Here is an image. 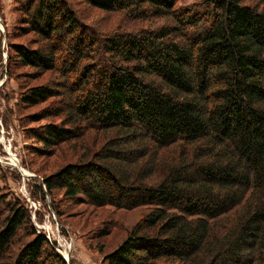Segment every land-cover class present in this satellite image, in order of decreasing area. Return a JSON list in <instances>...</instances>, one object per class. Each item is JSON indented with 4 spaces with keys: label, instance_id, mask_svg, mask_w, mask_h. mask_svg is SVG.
Returning a JSON list of instances; mask_svg holds the SVG:
<instances>
[{
    "label": "trees",
    "instance_id": "16d2710c",
    "mask_svg": "<svg viewBox=\"0 0 264 264\" xmlns=\"http://www.w3.org/2000/svg\"><path fill=\"white\" fill-rule=\"evenodd\" d=\"M119 21L92 24L72 0H16L6 64L46 83L24 129L62 149L34 186L100 210L120 228L102 264H264V0H79ZM34 34L25 44L18 38ZM8 70V72H9ZM0 189V264H68L28 208Z\"/></svg>",
    "mask_w": 264,
    "mask_h": 264
},
{
    "label": "rangeland",
    "instance_id": "374dc122",
    "mask_svg": "<svg viewBox=\"0 0 264 264\" xmlns=\"http://www.w3.org/2000/svg\"><path fill=\"white\" fill-rule=\"evenodd\" d=\"M72 1L87 23L107 21L109 26H106L110 27L119 21L116 14L107 16L79 0ZM14 6L0 3V189L7 194L8 200L19 199L28 208L36 231L48 238L51 246L68 264H102L104 255L116 248L123 234L120 228L124 222L122 217L126 218V224L131 223L136 212L114 216L109 223V234L99 237L97 228L101 224L100 210L97 209L95 212L96 210L85 205L68 203L64 201L61 192H56L55 199L59 206L61 204L62 208L68 207L63 209L64 213L59 219L52 208L50 196L45 195V199H42L34 186L38 177L36 172L43 176L54 173L65 163L66 158L62 149L55 150L49 155L34 154L32 150L27 149L30 146H42L27 138L24 129L38 127L48 120L40 123H29L26 119L24 121L27 115L39 112L44 104L31 108L21 106L20 95L26 90L27 84L46 83L56 74L46 72L37 77V72L32 68H13L12 71L8 69L6 64L8 41L5 35L10 34L16 25L17 15L12 11ZM3 37L5 39L2 41ZM35 37L34 34H28L18 38V41L28 44Z\"/></svg>",
    "mask_w": 264,
    "mask_h": 264
},
{
    "label": "crops",
    "instance_id": "0c3cea01",
    "mask_svg": "<svg viewBox=\"0 0 264 264\" xmlns=\"http://www.w3.org/2000/svg\"><path fill=\"white\" fill-rule=\"evenodd\" d=\"M1 4H11V5H15L16 4V0H0Z\"/></svg>",
    "mask_w": 264,
    "mask_h": 264
},
{
    "label": "built area",
    "instance_id": "2783aa9c",
    "mask_svg": "<svg viewBox=\"0 0 264 264\" xmlns=\"http://www.w3.org/2000/svg\"><path fill=\"white\" fill-rule=\"evenodd\" d=\"M4 39H5V38H3L2 41H3ZM2 43H3V42H2ZM3 45H4V43H3ZM38 233H40V232H38ZM65 258H66V257H65Z\"/></svg>",
    "mask_w": 264,
    "mask_h": 264
},
{
    "label": "bare ground",
    "instance_id": "6f19581e",
    "mask_svg": "<svg viewBox=\"0 0 264 264\" xmlns=\"http://www.w3.org/2000/svg\"><path fill=\"white\" fill-rule=\"evenodd\" d=\"M25 172V171H24Z\"/></svg>",
    "mask_w": 264,
    "mask_h": 264
}]
</instances>
